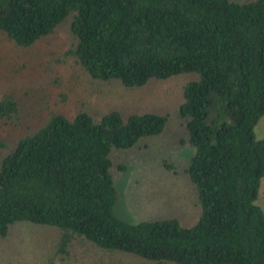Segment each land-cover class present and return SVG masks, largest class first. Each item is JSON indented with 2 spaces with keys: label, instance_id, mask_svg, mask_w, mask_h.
Returning a JSON list of instances; mask_svg holds the SVG:
<instances>
[{
  "label": "trees",
  "instance_id": "16d2710c",
  "mask_svg": "<svg viewBox=\"0 0 264 264\" xmlns=\"http://www.w3.org/2000/svg\"><path fill=\"white\" fill-rule=\"evenodd\" d=\"M67 21L69 53L96 80L137 88L196 75L179 107L196 219L115 214L114 152L162 134L167 114L114 109L96 119L81 108L52 112L10 150L0 141V236L26 222L59 228L64 256L81 243L149 264H264V212L255 204L264 138L254 131L264 116V0H0V34L19 48ZM22 109L13 92L0 95V122H22Z\"/></svg>",
  "mask_w": 264,
  "mask_h": 264
},
{
  "label": "rangeland",
  "instance_id": "374dc122",
  "mask_svg": "<svg viewBox=\"0 0 264 264\" xmlns=\"http://www.w3.org/2000/svg\"><path fill=\"white\" fill-rule=\"evenodd\" d=\"M72 43L68 21L30 48H19L6 34H0V95L13 92L23 105L22 122H0V141L10 150L22 134L38 127L52 112L74 115L82 108L96 119L114 109L124 114H167L169 120L162 134L144 138L132 149L114 152L118 190L114 210L129 222L168 216H178L187 224L194 222L198 206L192 200L195 191L185 171L193 149L186 143V120L179 115V107L186 84L196 75L154 79L137 88L96 80L69 53ZM254 131L256 139L264 138V116ZM6 152L0 148V164ZM255 204L264 212V179ZM60 233L59 228L49 225L14 224L6 237L0 236V264H149L91 244L75 243L69 256L58 254Z\"/></svg>",
  "mask_w": 264,
  "mask_h": 264
}]
</instances>
